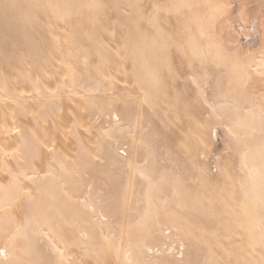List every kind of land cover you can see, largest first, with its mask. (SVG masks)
I'll return each mask as SVG.
<instances>
[{"label": "bare ground", "instance_id": "1", "mask_svg": "<svg viewBox=\"0 0 264 264\" xmlns=\"http://www.w3.org/2000/svg\"><path fill=\"white\" fill-rule=\"evenodd\" d=\"M0 103V264H264V0H0Z\"/></svg>", "mask_w": 264, "mask_h": 264}, {"label": "rangeland", "instance_id": "2", "mask_svg": "<svg viewBox=\"0 0 264 264\" xmlns=\"http://www.w3.org/2000/svg\"><path fill=\"white\" fill-rule=\"evenodd\" d=\"M110 9V8H109ZM109 9H107V12H106V16H105V21L107 20L108 21V19H109V21L107 22V24H106V22L104 21V31L103 32H100L99 34H98V38H100V39H108V38H110V35H108V34H105V32L106 33H114L116 36H117V33H120L121 32V30L122 29H120L119 27H118V25H116V23H115V20L118 18V16H116V14L114 13V11L113 10H111L110 9V11H109ZM109 16V17H108ZM111 17V18H110ZM113 18H114V20H113ZM106 24V25H105ZM106 26V27H105ZM107 28V29H106ZM60 33H64L63 32V30L61 29L60 30ZM103 33V34H102ZM95 56V53L93 54V57ZM65 59H68V58H65ZM93 61H94V59H93ZM187 82H189V81H187ZM186 82V83H187ZM190 83V82H189ZM186 85H188V87H189V85L190 84H186ZM191 90V89H190ZM191 92V91H190ZM189 92V93H190ZM63 100V102H65V99H62ZM3 103V102H2ZM2 103H0V108L2 107V106H5L6 105V103H4V104H2ZM2 104V105H1ZM1 111V110H0ZM62 112H66V110L65 109H63V111H61V113ZM1 113H2V111H1ZM1 113H0V115H1ZM59 115H60V113H58ZM197 113H195V115H196ZM65 115V114H64ZM63 115V116H64ZM67 115H69L67 112H66V117H67ZM2 117V116H1ZM0 117V120L2 119ZM4 119V118H3ZM7 119V118H6ZM8 120V119H7ZM7 120H3V123H7L8 121ZM5 121V122H4ZM4 134V133H3ZM3 134H1L0 135V139H1V136L3 135ZM170 135H173L172 133H170L169 134V136ZM3 137H5V135L4 136H2V138ZM172 138H173V136H170V140H172ZM174 140V139H173ZM60 141H58L57 143H59ZM174 144H176V143H174ZM9 152V151H8Z\"/></svg>", "mask_w": 264, "mask_h": 264}]
</instances>
